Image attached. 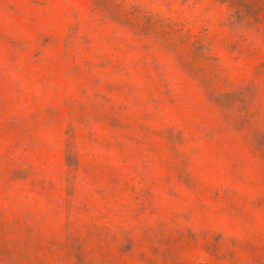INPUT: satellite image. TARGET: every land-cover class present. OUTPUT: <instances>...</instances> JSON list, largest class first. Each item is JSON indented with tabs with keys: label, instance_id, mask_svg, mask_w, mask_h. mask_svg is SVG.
<instances>
[{
	"label": "rangeland",
	"instance_id": "rangeland-1",
	"mask_svg": "<svg viewBox=\"0 0 264 264\" xmlns=\"http://www.w3.org/2000/svg\"><path fill=\"white\" fill-rule=\"evenodd\" d=\"M0 264H264V0H0Z\"/></svg>",
	"mask_w": 264,
	"mask_h": 264
}]
</instances>
